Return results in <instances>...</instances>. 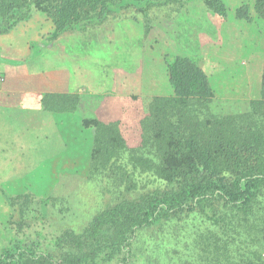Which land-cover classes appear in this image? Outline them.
Masks as SVG:
<instances>
[{
    "label": "trees",
    "instance_id": "1",
    "mask_svg": "<svg viewBox=\"0 0 264 264\" xmlns=\"http://www.w3.org/2000/svg\"><path fill=\"white\" fill-rule=\"evenodd\" d=\"M173 1L0 0V35L36 12L51 21V39L85 35L117 8ZM199 1L226 17L222 0ZM252 9L264 22V0ZM235 18L253 21L246 4ZM166 72L172 95L144 99L137 147L119 122L82 118L93 131L88 177L105 183V197L81 230L48 227L50 207L66 217V201L0 191L9 209L0 264H264V51L256 99H216L189 57H174ZM40 104L47 114L71 113L79 96L48 93ZM11 128L19 158L39 144L21 125Z\"/></svg>",
    "mask_w": 264,
    "mask_h": 264
},
{
    "label": "rangeland",
    "instance_id": "2",
    "mask_svg": "<svg viewBox=\"0 0 264 264\" xmlns=\"http://www.w3.org/2000/svg\"><path fill=\"white\" fill-rule=\"evenodd\" d=\"M222 1L227 9L225 19L227 18L228 25L220 31L217 30L216 25L220 21L219 16L211 14L202 1L176 0L154 7L141 3L136 7L130 5L117 8L102 25L88 31L87 36L80 35L75 39L72 37L78 34L74 32L65 33L55 39H51V34L44 36L30 45L31 57L24 62L27 61L28 65L32 64L33 58L42 50L41 46H47L49 43L56 45L55 48L60 55L62 50L59 48L64 46L66 51L83 58L79 60L77 69L86 71L87 74L76 76L75 84L79 89V84L82 82V88L97 93L93 94L95 96L93 101L99 103V108L93 106L92 113H86L85 117L102 121L108 119L107 122H110L112 120L110 116L105 118V115L110 113L108 107L100 108V104L118 97L119 101L125 103L121 113L123 121L119 123L123 138L128 146H138L139 122L145 112L144 99L165 95H155L164 93V90L148 92L144 89L145 84L141 86L136 84V79L142 73V78L149 80L150 77H154L161 85L163 82L160 75L165 73L167 77L166 66L176 56L199 60L202 53L209 50L224 51L228 48L230 53L236 51V54H241L242 65L247 67V71L243 72L245 82L243 83L241 77L231 69L239 67V64L230 66V63L218 62V66L211 70L215 98L231 101L258 98L264 51V22L254 14L253 0ZM242 4L250 8L253 21L246 23L239 20L246 25H234L238 33L242 34L238 37L228 28L229 25H233L235 11ZM35 16L45 18L36 12L31 19ZM70 40L73 41L71 45H69ZM6 59L15 65L22 64L19 60H11L7 57ZM58 60V58L54 60L47 58L45 62L39 61L41 63L38 66H43L41 69L46 71L64 68L69 73H80L73 70L75 67L71 62L56 64L55 61ZM119 72L124 75L116 76L115 74ZM126 80H129L130 85ZM162 88L172 90L166 81ZM150 93L155 94L150 95ZM41 114L36 115L35 119L38 123H34L33 126L35 128L43 126L35 131L39 137L42 135L45 137L39 139V144L34 148L25 150L22 158H19L15 152L7 155V158H11L12 169L5 172L0 170V191L3 190L9 196L30 193L38 199L52 197L54 201H66L70 207L67 218L62 217L57 209L50 207L48 227L55 231L63 229L79 231L100 207L99 203L104 200L101 196L105 197V194H102L101 188L105 183L88 177L89 153L79 154L84 147L73 146L75 142L88 143L87 133L81 131L86 141L81 138L75 141L72 135H77L79 132L72 130L70 119L59 116L48 117L47 113ZM29 118L35 120L33 117ZM31 124L33 123L30 121ZM66 127L70 129L68 133ZM138 137L139 142L136 144ZM64 142L70 143L68 148L63 147ZM67 150L74 151L75 155L61 153ZM98 197L100 202L96 203ZM8 213L9 209L0 192V246L6 241L1 224L5 222Z\"/></svg>",
    "mask_w": 264,
    "mask_h": 264
},
{
    "label": "crops",
    "instance_id": "3",
    "mask_svg": "<svg viewBox=\"0 0 264 264\" xmlns=\"http://www.w3.org/2000/svg\"><path fill=\"white\" fill-rule=\"evenodd\" d=\"M211 13V12H210ZM212 14V13H211ZM215 15V14H213ZM220 21L216 23L218 26L217 30L220 31L223 27H226L228 25L227 18L222 19L220 18ZM229 19V17H228ZM233 25H229V31L233 34H237L236 36L241 37V33H238V31L235 29L234 25H246L245 22L236 20V18H233ZM213 26V25H212ZM214 28V26H213ZM215 29V28H214ZM213 29V30H214ZM237 33H236V31ZM215 31V30H214ZM53 32V25L51 21L48 18L35 16L30 21L21 23L18 25L10 34L5 36H0V95H2V98L0 99V155H2V158L0 159V170L1 171H8L11 168L10 164V157L7 159V155L14 154L13 152V143L12 140L14 138L11 128L12 124H19L24 129L23 135L26 136V139L28 137L37 140L44 138L45 136H40L35 133H31L30 129H34L33 126L34 123H38L35 119L36 115H42L41 113H45L42 111V107L40 104L41 97L44 94H77L79 96V104L77 109L74 112L71 113H60V114H48V117L53 116H59V117H65L67 119H70L71 121V128L72 130H76L79 133L77 135H72V139L77 141L78 139L85 140L83 133H87L89 140L87 142H75L73 146L76 147L82 146V152L80 151L79 154H86L89 153L90 156V150L92 147V139H93V131L92 129H86L82 127L81 120L82 118H88L85 117L86 113H92V108L95 106V108L98 106L99 103L95 102L93 94L95 92H88V89L82 88V82L78 85L75 84V77L76 76H83L86 75V71H82L81 69H77V65L79 63V60L83 58H79L78 56H74L73 53H70L69 51H66V47L59 48L62 50L61 55L56 50V45L54 44H47L49 46L42 45L40 52L33 58V63L28 65V62H24V60H27L31 57V54L29 52L30 45L38 42L40 39H42L44 36H48L49 34H52ZM216 32V31H215ZM87 34L82 36H87ZM215 36V35H214ZM80 35H75L72 38L78 39ZM221 37V35H220ZM73 43L72 40H70L69 45ZM75 43V42H74ZM223 47V46H220ZM219 49V48H218ZM45 50V51H43ZM229 49L226 48L224 51L221 50H209V52L202 53L201 59H195L198 66L204 71V73L207 75L211 88L213 89V85L211 83L212 80V72L211 70H214L216 66H218V62L222 64L223 62L225 64L230 63V66L232 64H239V67H233L231 68L233 73L238 74L239 77L243 80V83L245 82V74L243 72L247 71V67L243 66V61H241V54H236V51L233 53H230L228 51ZM219 52V53H218ZM49 53V55H48ZM47 54V55H45ZM7 58H10L11 60H19L22 62L21 65H15L11 63V61H8ZM47 58H51L54 60V58H58V61H55L56 64L61 62H71L72 65L75 67L73 70H76L77 72H80L78 74L69 73L68 70L64 68L59 69H50L49 71L42 70L41 67L38 66L40 63L39 61L45 62ZM86 59V57H84ZM245 59V58H243ZM86 63V62H84ZM87 64V63H86ZM245 65V64H244ZM40 67V68H39ZM61 67V65L59 66ZM230 71V70H229ZM231 72V71H230ZM232 73V72H231ZM232 73V74H233ZM116 76L124 75L123 73L119 72L115 74ZM165 73L160 75V78L162 80V84L159 85L158 82H156V79L154 77H150L149 80L147 78H142V73L139 74L138 78L136 79V84H139L140 86L145 84L144 89H146L148 92H158L163 91L164 93H150V95H165L170 96L172 95V90L163 89V85H165L168 82V76L165 77ZM234 75V74H233ZM125 77V76H124ZM84 82L86 83V79H84ZM128 82V85H130L129 80H126ZM147 85V86H146ZM122 87V86H121ZM148 87V88H147ZM124 90H128V88H123ZM171 91V93H170ZM223 91V90H222ZM225 91V90H224ZM97 93H95L96 95ZM89 96V97H88ZM222 97V95H220ZM118 98V97H117ZM110 100V102H104L100 104V108L102 107H108V110L110 113H107L105 115V118L107 116H110L112 121L121 122L122 119V111L124 110L125 105L124 102L119 101L118 99ZM121 105V106H120ZM121 111V112H120ZM121 114V115H120ZM20 116V119L18 117ZM29 117H33L35 120H30ZM100 120V119H98ZM106 120V121H105ZM102 122H107L108 119H105ZM30 121L33 123L30 125ZM10 124V126H9ZM43 124V123H41ZM43 128L37 127L36 129ZM83 129V130H81ZM67 133L70 131L69 128L66 127ZM82 131V132H81ZM66 135V133H64ZM36 140V142H38ZM86 141V140H85ZM139 142V137L137 139L136 144ZM128 144V143H127ZM32 143H29L26 141L25 146H30ZM70 143L67 144L64 142L63 147H69ZM25 146H22L21 149L26 148ZM137 145H132L129 147H136ZM21 152V151H20ZM22 153V152H21ZM62 154L68 153V155H75L74 151L67 150L64 152H61ZM85 159V157L83 156Z\"/></svg>",
    "mask_w": 264,
    "mask_h": 264
}]
</instances>
